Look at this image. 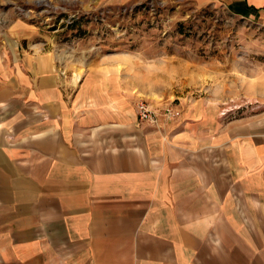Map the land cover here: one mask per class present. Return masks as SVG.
<instances>
[{
	"label": "crops",
	"instance_id": "1",
	"mask_svg": "<svg viewBox=\"0 0 264 264\" xmlns=\"http://www.w3.org/2000/svg\"><path fill=\"white\" fill-rule=\"evenodd\" d=\"M193 1L264 22V0ZM41 44L0 45V264H264V110L140 121L122 70Z\"/></svg>",
	"mask_w": 264,
	"mask_h": 264
},
{
	"label": "rangeland",
	"instance_id": "2",
	"mask_svg": "<svg viewBox=\"0 0 264 264\" xmlns=\"http://www.w3.org/2000/svg\"><path fill=\"white\" fill-rule=\"evenodd\" d=\"M9 41L42 43L67 70H122L136 102L152 107L200 99L219 112L264 110V22L222 5L0 0V45Z\"/></svg>",
	"mask_w": 264,
	"mask_h": 264
},
{
	"label": "built area",
	"instance_id": "3",
	"mask_svg": "<svg viewBox=\"0 0 264 264\" xmlns=\"http://www.w3.org/2000/svg\"><path fill=\"white\" fill-rule=\"evenodd\" d=\"M136 106H137L138 119L140 121H147L150 123L156 121L155 120L156 112L152 106H149L147 103H145L142 100H139L138 102H136ZM166 111H169V109H166Z\"/></svg>",
	"mask_w": 264,
	"mask_h": 264
}]
</instances>
